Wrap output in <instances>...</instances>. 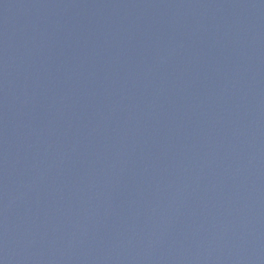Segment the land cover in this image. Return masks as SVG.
I'll return each instance as SVG.
<instances>
[{
  "label": "water",
  "instance_id": "obj_1",
  "mask_svg": "<svg viewBox=\"0 0 264 264\" xmlns=\"http://www.w3.org/2000/svg\"><path fill=\"white\" fill-rule=\"evenodd\" d=\"M0 264H264V0H0Z\"/></svg>",
  "mask_w": 264,
  "mask_h": 264
}]
</instances>
